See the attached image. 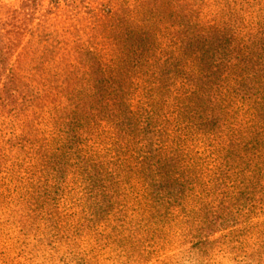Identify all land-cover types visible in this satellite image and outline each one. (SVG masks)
I'll return each instance as SVG.
<instances>
[{
    "label": "trees",
    "instance_id": "1",
    "mask_svg": "<svg viewBox=\"0 0 264 264\" xmlns=\"http://www.w3.org/2000/svg\"><path fill=\"white\" fill-rule=\"evenodd\" d=\"M100 249L264 264V0H0V264Z\"/></svg>",
    "mask_w": 264,
    "mask_h": 264
},
{
    "label": "rangeland",
    "instance_id": "2",
    "mask_svg": "<svg viewBox=\"0 0 264 264\" xmlns=\"http://www.w3.org/2000/svg\"><path fill=\"white\" fill-rule=\"evenodd\" d=\"M5 2H7V3H14L16 0H4ZM48 6V2H46V4H45V7H47ZM45 10H47L48 8H44ZM41 15V13L40 14H38V18H39V16ZM65 209H66V211H70V210H72V209H70V207H64ZM81 236H82V238H84V240H89V242H91L92 241V243L94 244V245H96V246H99V245H97L95 242H94V240H95V238L94 237H92L91 239L90 238H87V236H86V234L85 233H83V234H81ZM64 237H65V232H64ZM83 241V240H82ZM100 247V246H99ZM95 254H91L90 256H94ZM97 257H99L100 258V263L101 264H128V261L129 260H127L125 257H120V258H117V257H115L114 256V254H113V252H111L110 250H101L100 249V253H99V255L97 256ZM183 259V261L184 260H186L187 258L185 257V258H182ZM178 261V259H175V260H171V261ZM179 261H181V260H179ZM169 264H171V262H169ZM223 264H234L233 263V261L232 260H230V258L229 259H224L223 260Z\"/></svg>",
    "mask_w": 264,
    "mask_h": 264
}]
</instances>
